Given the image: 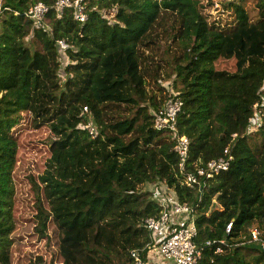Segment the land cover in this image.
Wrapping results in <instances>:
<instances>
[{
	"label": "trees",
	"instance_id": "16d2710c",
	"mask_svg": "<svg viewBox=\"0 0 264 264\" xmlns=\"http://www.w3.org/2000/svg\"><path fill=\"white\" fill-rule=\"evenodd\" d=\"M0 1V264H13L14 174L25 118L50 132L44 170L29 176L36 238L50 242L52 232L109 228L110 221L125 225L126 233V215L137 203L147 235L130 252L140 250L146 259L152 239L144 220L161 212L153 190L143 189L151 185L193 207L198 264H264L261 248L241 245L255 226L264 237V126L247 134L262 104L264 46L243 43L235 70L217 66L231 53L230 39L250 25L244 3L222 4L211 15L214 3L205 0H89L88 21L81 24L72 10L58 17V0ZM38 3L49 8L42 30L28 17ZM257 9L262 22L263 0ZM62 40L69 45L64 54ZM172 98L184 102L178 134L190 142V168L206 166L228 148L233 155L229 170L202 190L178 176L176 134L153 126L154 114ZM84 108L97 138L84 129ZM214 240L231 248L218 254L206 246ZM123 258L118 261L126 264Z\"/></svg>",
	"mask_w": 264,
	"mask_h": 264
},
{
	"label": "rangeland",
	"instance_id": "374dc122",
	"mask_svg": "<svg viewBox=\"0 0 264 264\" xmlns=\"http://www.w3.org/2000/svg\"><path fill=\"white\" fill-rule=\"evenodd\" d=\"M205 2L214 3L211 15L222 11V4L233 2L238 5L244 3L249 12L251 21L247 31L230 39L227 50L231 53L217 64L220 70H235L241 62L239 53L241 54L243 50V43L246 44V48L255 43L259 47L264 46V21L261 22L259 19L258 0H205ZM162 84L168 88V83ZM18 130L19 153L14 174V213L17 229L13 236L15 238L12 248L13 264H63L60 253L68 264H122L118 261L121 255L124 257V263L128 264L130 247L135 244L136 239L146 238L147 235L139 224L137 203L130 205V211L126 215L130 221L126 233H122L125 225L110 221L112 225L109 228L100 223L84 232H52L56 239L51 235L50 242L35 237L33 216L36 210L29 176H37L44 170L49 157L50 132L47 127L36 130L30 118H25L18 126ZM143 189L145 192H151L153 186L148 185ZM90 250L93 252H89Z\"/></svg>",
	"mask_w": 264,
	"mask_h": 264
},
{
	"label": "built area",
	"instance_id": "2783aa9c",
	"mask_svg": "<svg viewBox=\"0 0 264 264\" xmlns=\"http://www.w3.org/2000/svg\"><path fill=\"white\" fill-rule=\"evenodd\" d=\"M89 0H58L55 9L60 18L65 10H72L74 19L84 24L88 21V11L86 9ZM264 2V0H263ZM49 8L44 3H38L30 8L28 17L34 23L36 30L45 28V21ZM3 14V4L0 1V17ZM59 51L64 54L69 49L66 41L58 42ZM262 104L249 120L247 134L253 136L258 134L264 126V87L260 91ZM184 109V102L180 99L172 98L167 104L154 114L153 126L156 131L176 134L175 150L179 155L178 176L181 181L190 188L206 187L207 181L212 180L216 175L227 172L233 161L232 152L224 150L223 156L209 162L206 166L194 165L190 168L189 146L187 137L178 134V119ZM85 115H89L88 122L84 129L90 133L92 138H97V131L93 125V120L88 108H84ZM152 200L159 205L161 212L158 217L147 218L144 226L151 235L152 245L157 247L160 258L170 264H198L202 257V251L196 244L198 237V227L194 217L192 206L180 203L169 189L165 187L154 188ZM233 224L227 226L226 233L231 234ZM241 245H257L264 251V237L258 228L250 231L249 239L244 238ZM207 247H215L216 253L223 252V246L231 248L226 240H214L206 242ZM129 264H148L140 250L130 252ZM154 264V263H152Z\"/></svg>",
	"mask_w": 264,
	"mask_h": 264
},
{
	"label": "crops",
	"instance_id": "0c3cea01",
	"mask_svg": "<svg viewBox=\"0 0 264 264\" xmlns=\"http://www.w3.org/2000/svg\"><path fill=\"white\" fill-rule=\"evenodd\" d=\"M146 259H147L148 264H152V263H154V264H170L168 262L163 261L160 258L159 253L157 251V247L155 248L154 246H152L151 249L149 250Z\"/></svg>",
	"mask_w": 264,
	"mask_h": 264
}]
</instances>
